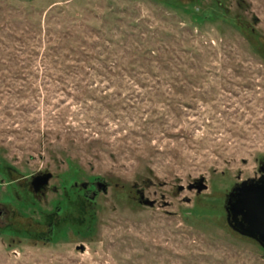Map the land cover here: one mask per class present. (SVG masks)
Returning a JSON list of instances; mask_svg holds the SVG:
<instances>
[{"label":"rangeland","instance_id":"374dc122","mask_svg":"<svg viewBox=\"0 0 264 264\" xmlns=\"http://www.w3.org/2000/svg\"><path fill=\"white\" fill-rule=\"evenodd\" d=\"M262 176L264 0H0V264H264Z\"/></svg>","mask_w":264,"mask_h":264},{"label":"water","instance_id":"95a60500","mask_svg":"<svg viewBox=\"0 0 264 264\" xmlns=\"http://www.w3.org/2000/svg\"><path fill=\"white\" fill-rule=\"evenodd\" d=\"M51 178V173L34 177L31 183L34 192H41L45 195L44 190H47ZM202 182L201 180L196 186L199 192L206 188ZM81 187L87 190L89 183H82ZM95 187L104 193L108 191L106 182H98ZM194 187L192 185L191 189ZM138 193L140 204L149 207L155 205V201L146 198L143 191H138ZM225 208L229 225L241 235L256 240L264 248V176L258 180L245 181L237 185L230 194Z\"/></svg>","mask_w":264,"mask_h":264},{"label":"trees","instance_id":"16d2710c","mask_svg":"<svg viewBox=\"0 0 264 264\" xmlns=\"http://www.w3.org/2000/svg\"><path fill=\"white\" fill-rule=\"evenodd\" d=\"M208 14H209V12H208ZM67 196H69V197H71L73 199H71V198L68 199ZM67 196L65 197V199L70 200V202H72V201L74 202L75 201V204L73 205L74 208H73V211H71L69 213L64 212L63 213L64 216H60L58 214L59 212L55 213L57 216H60V218H61L59 225H65V224L74 225L75 224V225H77V227H82L81 224L84 223V221H82V220H83L84 216L86 217V214L83 212V210H84L83 204H85L84 202L88 200L87 191H83L81 189L78 190V188L75 187L73 189V191H72V194L71 195H67ZM60 206H62V205H60ZM60 206L57 205V210L60 208ZM201 213H203V212L201 211ZM213 215L217 216L218 215V210L216 212H214ZM202 216H207V215L203 213ZM80 218H81V220H80ZM78 221H80V223L76 224ZM48 227H49V229L53 228L52 224L49 225Z\"/></svg>","mask_w":264,"mask_h":264},{"label":"flooded vegetation","instance_id":"af4514ba","mask_svg":"<svg viewBox=\"0 0 264 264\" xmlns=\"http://www.w3.org/2000/svg\"><path fill=\"white\" fill-rule=\"evenodd\" d=\"M31 183H32V182H31ZM91 187H92L93 190L95 189V186H94V185H92Z\"/></svg>","mask_w":264,"mask_h":264}]
</instances>
